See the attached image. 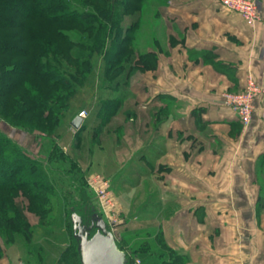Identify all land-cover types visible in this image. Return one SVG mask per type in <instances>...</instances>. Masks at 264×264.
Returning <instances> with one entry per match:
<instances>
[{
	"label": "crops",
	"instance_id": "0c3cea01",
	"mask_svg": "<svg viewBox=\"0 0 264 264\" xmlns=\"http://www.w3.org/2000/svg\"><path fill=\"white\" fill-rule=\"evenodd\" d=\"M258 3L262 20L250 25L220 0H155L150 30L170 38L152 35L139 49L154 55L156 67L139 69L122 90L127 149L116 153L127 144L116 136L103 159L98 141L115 196L137 189L135 201L116 199L120 207L144 208L138 226L154 227L153 237L159 233L185 264H264L257 202L264 201V92L248 126L223 98L250 77L264 88V0Z\"/></svg>",
	"mask_w": 264,
	"mask_h": 264
},
{
	"label": "rangeland",
	"instance_id": "374dc122",
	"mask_svg": "<svg viewBox=\"0 0 264 264\" xmlns=\"http://www.w3.org/2000/svg\"><path fill=\"white\" fill-rule=\"evenodd\" d=\"M68 1L73 7L79 9L82 4L88 5L89 12L107 11L108 9L113 10L119 7V0ZM154 2L155 0H144L139 5L140 9L131 10L130 13L122 16L121 21L124 26L136 22L137 19L144 24L141 28H138L135 34L137 51L141 47L146 46L152 35L165 41L170 38L163 34L161 30L158 33L150 30V16L153 13ZM96 19H92V24L96 22ZM156 25L157 23H154V26ZM35 26L37 28V25ZM85 26L78 27V30L72 31L71 34L77 37L76 39L86 41L87 44L85 42V46H87L90 40H86V35L91 34L94 37L98 27L87 28ZM176 37L180 39L179 36ZM82 49L85 50L83 46ZM78 50H81L80 46L72 45L71 52L68 53L65 47L57 42L56 49L47 50L48 52L52 51L53 59L56 58L55 66L59 68H63L62 66L65 68L69 67L72 72L70 73L72 75L70 79L73 83V88L69 91L72 93L71 96L67 102L62 100L54 102V107L56 108L54 113L55 122L54 116H51L52 113L45 114L47 108L38 107L36 101L28 102L26 89H15L9 98L6 96L5 98H0V131L15 140L31 156L43 161L42 172L47 175V179L51 183L49 190H45V193H43L45 200L42 203L32 196L25 198L22 190L17 191V194L11 198L6 195L7 192L0 191V202L5 200V207L9 200L21 202L23 209H25L27 221L26 224L20 221V217L14 219L12 213L15 210L8 211L9 216L6 218L9 219V223H12V228L6 230L0 225V264L3 263L2 261L5 262L4 264H79L77 263L78 258L75 250L76 242L72 235L70 213L75 206L83 205L86 199L90 201L89 203L93 206L96 213L106 221L108 228L115 234L120 247L127 252L128 261L132 262V264H145V261L151 264L154 261L152 260L151 262L150 260L152 255L157 258H168L167 260L178 257L183 261L184 257L182 254L175 253L171 248L169 249L159 233L153 237L154 234L151 231H153L154 227L148 224L138 226L139 224L137 223L140 219L137 217L144 208L140 210L137 209V206L134 208L130 202L126 203L128 205L127 208L120 207V202L118 204L116 199L119 201L120 195L127 200H134L135 197L132 196L138 195L136 194L137 189L122 188L121 194L116 193L115 196L113 179L109 178L110 175L106 177L107 173L101 169L103 165L101 164L102 159L98 155H100L99 149L101 151L102 149L99 148L97 150L98 146H100V141L105 150L102 158L108 155V152L105 153L107 150H112L107 144L116 148V136L124 137L123 139H126V141L123 143H127L126 146L120 144L121 147L116 148V153L127 149L129 144L127 136L129 135L128 132L132 130L123 124L126 122L124 102L117 104L121 114L120 118L112 120V116L98 136L94 134L93 130L83 131L81 127L80 129H75L72 126V119L84 109L91 111L89 118H87L89 124H91L90 120L94 119L96 112L94 106L102 102L101 98L103 96H108L112 93L108 91L106 86L107 80L113 73L110 71V74H105L106 64L103 61L102 54L99 52L93 54L91 59L92 70L87 71L83 75L84 72L81 68L83 67L82 69L84 70L86 65L83 66L81 63L82 66H80L71 54L72 52L75 54ZM58 55L61 57L60 60ZM65 63L70 66L65 65ZM125 63L124 65L116 66L115 75L119 74L129 64L127 61ZM34 84L36 86L34 90L37 92L40 90L45 99L51 96L54 89L59 88L58 86L51 88L44 83L38 84V81ZM34 90L32 89L31 91L34 92ZM50 124L57 125V127L54 125L56 127L55 131L48 130ZM119 125L121 128L116 131L115 129ZM110 137H112L111 140ZM126 154L127 150L124 156ZM115 157L118 160L119 156L115 155ZM106 163L108 166H112L111 162ZM99 176L104 177L108 181V189L113 192L112 195L115 200L113 206L117 207L114 211L103 206V200L102 198L100 199L99 193L92 188L94 184L96 185L100 182ZM142 195L146 196V192H142ZM39 207L44 208V210L41 211L42 208L39 210ZM158 262L160 261H157V264Z\"/></svg>",
	"mask_w": 264,
	"mask_h": 264
},
{
	"label": "trees",
	"instance_id": "16d2710c",
	"mask_svg": "<svg viewBox=\"0 0 264 264\" xmlns=\"http://www.w3.org/2000/svg\"><path fill=\"white\" fill-rule=\"evenodd\" d=\"M143 1L119 0L117 9L89 12L88 5L82 4L81 8L83 9H79L73 7L68 0H0V98H5V96L9 98L12 91L23 88L26 89L29 103L36 101L38 107L47 108L45 114L50 112L51 116H54L56 111L54 102L58 100L67 102L72 94L69 92L73 88L70 79L72 72L69 67L55 66L56 58L53 59L52 51L48 52L47 50L56 49V42L65 47L68 53L71 52L72 45L80 46L81 50L71 54L80 66L86 65L84 70L83 67L81 68L84 72L83 75L92 70L91 59L95 52H99L106 64L105 74H110V71L113 73L107 80L106 87L109 92H117L119 95L111 98L103 96L102 102L94 106L98 119H96L97 123L93 131L98 136L111 117L118 114L119 106L117 104L125 101L121 92L126 88V85L130 84L132 76L139 69L148 70L156 67L157 63H155L153 54L138 52L139 49L137 51L135 34L138 28H141V21L137 19L136 22L127 26H124L121 21L122 16L126 13L140 9L139 5ZM94 18L97 19L92 24ZM82 25H86L87 28L98 27L94 37L91 34L86 35V40H90L87 46H85L86 41L76 39L77 37L71 34ZM82 46L85 50L82 49ZM58 58L60 60L61 57L58 55ZM125 61L129 64L115 75L116 66L126 64ZM65 65L70 66L68 63ZM37 81L38 84L44 83L51 88L54 86L59 88L54 89L51 96L45 99L40 90L38 92L34 90L36 88L34 83ZM32 89L34 92L31 91ZM89 112L91 114V111ZM235 115L243 123L242 118L236 113ZM87 124L88 119H85L81 129H84ZM54 125L50 124L48 130L55 131L57 125H55L56 127ZM42 167L43 161L31 156L15 140L0 131V191L7 192L6 195L11 198L17 194V191L22 190L25 198L32 196L37 201L44 202L45 195L43 193L45 190H49L51 183L47 179V175L42 172ZM89 202L86 199L83 205L75 206L71 210L70 221H72L73 213H77L85 223H90L95 216L101 217ZM257 202L264 206L263 200L258 199ZM0 203L3 204H0V225L4 229L12 228V223H9V219L6 218L9 216L8 211L10 210H15L12 213L14 219L20 217V221L27 222L25 209L21 202L9 200L6 207L4 206L5 200H1ZM40 208L42 207L38 209L40 210ZM43 210L44 208L41 211ZM73 225L72 221V230ZM72 235L76 242L77 263L81 264L79 250H77L78 242L74 233ZM117 245L123 250L118 242ZM150 260L151 262L154 260L151 264H157V261H160L158 264L185 263L178 257L167 260L152 255ZM127 262L132 264L128 258ZM145 264L149 263L145 261Z\"/></svg>",
	"mask_w": 264,
	"mask_h": 264
},
{
	"label": "built area",
	"instance_id": "2783aa9c",
	"mask_svg": "<svg viewBox=\"0 0 264 264\" xmlns=\"http://www.w3.org/2000/svg\"><path fill=\"white\" fill-rule=\"evenodd\" d=\"M220 3L228 10L238 13L250 25H255L262 20L260 5L257 0H220ZM263 92L264 88L260 86L253 77H250L244 89L238 90V92L226 91L223 98L231 109L242 118L243 124L248 126L254 117L255 100L263 94ZM89 115L90 112L86 109L79 113V116L82 118V122L87 119ZM98 178L101 179L100 182L96 185L94 184L92 188L99 193L100 199L102 198L103 200V206L114 211L117 207L113 206V202L115 200L112 195L113 192L108 189V181L101 176Z\"/></svg>",
	"mask_w": 264,
	"mask_h": 264
},
{
	"label": "water",
	"instance_id": "95a60500",
	"mask_svg": "<svg viewBox=\"0 0 264 264\" xmlns=\"http://www.w3.org/2000/svg\"><path fill=\"white\" fill-rule=\"evenodd\" d=\"M71 122L75 129H80L83 124L79 115ZM72 221L81 264H128L126 252L118 247L116 236L105 220L95 216L90 223H85L73 213Z\"/></svg>",
	"mask_w": 264,
	"mask_h": 264
}]
</instances>
